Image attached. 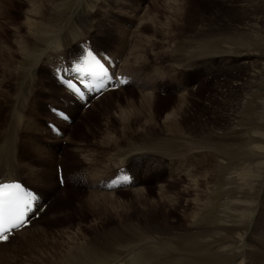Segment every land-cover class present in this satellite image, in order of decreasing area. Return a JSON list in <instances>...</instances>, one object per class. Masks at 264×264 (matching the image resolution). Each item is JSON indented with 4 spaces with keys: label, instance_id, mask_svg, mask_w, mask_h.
Wrapping results in <instances>:
<instances>
[{
    "label": "bare ground",
    "instance_id": "6f19581e",
    "mask_svg": "<svg viewBox=\"0 0 264 264\" xmlns=\"http://www.w3.org/2000/svg\"><path fill=\"white\" fill-rule=\"evenodd\" d=\"M8 1L10 2V0H0V16L2 13H4L3 12V10L5 9L4 4H7ZM118 1L119 0H117V2ZM141 1L144 3V0H130L132 4L137 3V2L139 3ZM231 1L234 2L236 0H227L226 3L231 2ZM53 2L54 0H29L28 4H29L30 9L25 13V20L19 25L20 28H22V33H25V32L26 33L23 37H21L22 36L21 33L18 32L19 39L16 41V43H14V45L19 43L21 46H23V50L19 51L21 52L19 60L21 61L27 58L33 63L32 67L34 69L35 68L37 69L38 71L37 72L38 76H36L37 82H33V84H36L37 89L30 91V86L26 84L24 80L25 78L23 79L22 77L18 76V74L17 75L15 74L16 69L11 70V72L8 71L10 72L8 76V83L10 82V87L9 88L6 87V91H5L6 96L8 93V89L10 90L12 85L24 86L26 90L24 92V96L16 100V103H15L13 122L15 123L16 126L19 127V129H14L11 127L10 124H7L5 126V129L2 133V137L0 139V151H3V149L6 148L7 146L6 141H8V143L11 142V146H8V147L13 149L11 154L8 156L7 160H4L0 156V159H1L0 182L20 181L26 184L29 188H32L35 191H37V193L40 196L39 203L37 205V211H36L37 213H39L43 209L44 206H47V193L45 192L44 188H40L36 182L37 180H40L42 183H47L48 181H50V177H53L51 176L52 172L53 170H55V168L50 169V166H52L56 160L55 161L47 160V161L42 162L41 167L44 165H46V167L45 169L39 172L37 170H34L33 169L34 167L33 168L30 167L33 170L32 171L31 169L28 168L29 166L26 167L25 164L22 165L17 160L19 157V154H21L23 150V148L19 147V144L21 143L20 141H17V138H18L17 135H18V131L21 132L23 130L21 127V122L23 120L24 121L32 120L33 126L36 125V127L39 130H44L49 135L52 134L49 128L47 127L45 128L46 126L45 124L40 123L41 119L43 120L47 118L49 119L48 115L50 111H47L48 109L45 110L46 108L44 107L45 108L44 109L42 107L38 114L34 113L35 102L40 97L48 101L49 108L59 107L63 109L66 113H68L71 119L79 117V115L82 113L81 110L83 109L82 107L84 105H82V103H80L76 98H74L72 95H70L69 93L65 91L63 92L60 91V93L57 94V92H59L57 88L60 89L61 87L62 89L63 84L56 80L55 69L57 67H61L60 64H64L65 62L68 61L70 57L78 53L79 43L88 41L91 45L95 47L94 49L96 51H102L106 53L104 50H111V53H106V54L109 55L111 59L116 62V66L113 69L114 73L118 75L121 74L122 76H125L126 79L128 80V84L126 86L116 91H120V90L124 91L126 87H128L129 85L130 86L133 85V89L139 94V99L141 100L140 103L142 105L141 106L142 108L140 107V109L141 111L143 110L142 113L143 112L144 113L143 114L139 113L141 114L139 115L137 111H133L131 115L127 116L122 122L123 128L124 130H126V132H123V134H121L120 136H114L113 138H109L108 142L103 143L102 148H100L101 150L95 152V154L87 155V154H84L83 153L84 151H82L81 149H76L77 153L83 154L84 158L86 159V163L87 162L92 163L91 165L87 166V169L91 170L97 175L100 173V176L104 174L106 175L107 172L114 170L115 173L112 175V178L115 176V174L117 173V170L120 168H122L128 173V171L131 169L125 166L124 161H126L127 159H129V157L133 155L130 154L131 155L130 156L128 154L129 157L125 156V158L128 157L125 160L123 153H126L130 150L129 141L130 139H133L131 146L135 145L136 147V145L138 146V144L140 145L144 144L148 146L147 148L151 149L150 153L153 152V154L157 156L165 155L166 159H170L173 161L175 159L179 161L186 160L184 162H188L190 166L188 168H183L182 170L179 168L178 169V174H180L179 178L177 177L174 180L176 181V179H178L177 181L181 183L182 179H187L190 182L185 184V188L176 192L174 196L177 202L179 199L182 198V196L185 193L192 195L193 199H192L191 204L185 205L184 209L185 210L190 209L189 210L190 213L186 214L185 215L186 217L184 219L177 218L175 222H172L169 225H167L163 231L165 235L161 234L163 235L162 237L160 235H159L160 237L158 236L159 238H155L154 235H152L153 237H150L151 235L150 236L148 235L150 238H148V236H146V238L144 237L145 241L143 245L141 244L142 245L141 247L138 246L139 248H136L132 252L127 250L129 248V245H128V248L125 247L127 245H122L126 243V241L120 244L118 243L119 239L117 240L116 238L117 236L113 232V231H116L115 229L107 232L105 236L92 237L93 239H89V243L87 242L88 240H85V242L88 243L86 246H83L84 243L83 245H81L82 242L77 243L76 237L72 239V237L69 238L66 235L67 237L65 239L67 240L63 239L62 241H59V240L56 241L54 239L55 242H51L52 240L51 241L49 240L50 243L49 241H47L42 244V246L50 248L49 256L46 258L44 257L47 264H115L116 262H118V264H144V263L145 264H264V95L261 94L263 97H259V89L261 87L260 85L262 84L261 79L264 76V54H261L262 52L260 50V46L262 45V41H264V38H261V39L257 38L259 39V41L257 40L256 43H254L255 40H253L254 41L252 42L253 50L251 49V47H249L251 49V52H250V50H246V49H247V46L249 45L251 46L252 43L250 44L249 41L247 42L246 37L242 39L241 37L242 33H240L242 31H240V28L238 26H236L234 27L235 31L233 30L234 32L233 35L224 36V34H221L219 35L220 36L219 40H217V38L216 39L214 38V40H217L219 42L222 41L220 43H223L224 44V45L222 44L223 46H227V47L228 45L233 46L232 50H230L231 48H227L229 49L227 50L225 47H223L219 43L221 46L214 45V48L216 46L217 52L218 51L219 52L218 53L212 52L215 54L210 56V54H208L209 53L208 50H211L212 48L211 43L214 41L212 39L214 36L212 37L210 33V36L212 38L210 37L204 38L203 36L209 32L202 31V34L199 36V38H201L202 36L204 39L203 38L199 39L198 35L197 36L195 35L196 38L199 39V41H197L196 43L194 42L195 39H193L195 38V36L194 37L191 36L192 40H194L192 41L190 39L193 42V44H188L186 46L187 49L189 48V49H194V50L183 51V52L181 51L182 53L180 52V56L176 53L175 48L174 50H171V52H169L168 54L163 53V52L157 54V59H159V55H162L163 57L167 58L166 61L171 64H175V63L182 64L184 62V64L191 63L195 65V64H198L197 60L199 59L202 60V59L208 58L209 56L210 58L213 56H214L213 58L222 56L224 59L231 57L233 60H235L233 62L243 61L244 65L240 66L239 68L243 69L247 73L246 79L241 81L236 87L231 85L232 86L231 91L233 90L232 92H228L226 95L222 94L224 95V97H227V99L229 98L230 95L231 96L233 95L231 100L236 105L237 109L235 110L237 112L235 111L232 114L230 112H227L228 109L226 110L225 116L227 119L221 129L229 130L227 127V124L228 123L232 124L231 121H233L234 119L236 121L238 120L237 116L239 113L238 111L240 110L239 109L240 106L247 108V109L245 108L246 110L249 111V112L247 111L246 113L247 115H249L250 112L251 113L254 112V114L256 113L258 116L256 115L257 118H255V121L252 120L253 122H251L252 127L250 130L234 128L233 131L230 132V130H232L230 129L229 132H227L225 140H222V139L220 141L216 140L218 142V145L220 146L219 148L220 150L217 149L219 151V154H214L211 149L212 147L215 146L214 144L215 134L211 130V128L207 132L206 130L205 132H201L197 130V126H194L195 129H186L185 125L183 124L182 117L180 116V114H178V111L182 107L181 104H179V102L182 103L183 100L185 99L183 95H182L183 97L181 96L178 98L177 100L178 105L177 107L174 108L175 111L172 110L168 115L166 114L167 116L165 115L166 117L164 119L163 124L159 125L157 122L156 113L153 111V104H155L157 100L155 99L156 96L154 92L148 91L150 93H147V91H145L144 93L143 90L139 89L141 88L139 87L141 81H139L138 79L134 77V73L142 72V74L144 75V78L145 77L147 78V74L143 72V70H145L144 67H146V64L148 62L147 60L148 58L146 57L147 54L145 53L143 54L144 47H147V46L145 43L143 46L140 44V42L144 41L143 37H146L144 35L142 37V32L144 34H146V32L148 33L147 29L144 30V28L146 27L145 24H148L149 22V21L148 22L144 21L145 16L140 18V16H137V13L133 14L134 16H136V18L139 17L138 22H137L138 28L136 27L137 30L135 31L136 33H134V37L127 35V37L130 40H132V38L134 40L132 44L129 43L130 44L129 48L127 47V45L129 44L126 45V43L129 40L125 41L124 40L125 38H124L123 40H120L121 41L120 44H117L118 49L116 48L114 49L113 47L108 46V44L114 43L113 40L104 39L103 41H108L106 43L104 42L101 43L99 40H96L98 36L102 38L103 36L93 32L92 29L96 25L93 26L91 19L88 17H86V19L91 21L92 24H90L89 22H86L84 20V16L86 13H89L91 11H98L99 13H101L99 15L101 16L103 15V17L105 15L106 18H109L108 13H106L107 12L106 7L108 8L109 6H112V4L115 5V2H116L115 0H59V2L58 1L55 3ZM255 2H256V5L260 6V8L261 6H264V0H251V3L254 4ZM150 3L152 4L154 8L155 1L150 2ZM253 7L254 6H252V8ZM255 7H258V6H255ZM109 9L112 10L113 7L108 8V10ZM131 9L133 10V8ZM183 9L185 10V7H183V5L182 7H179V10H183ZM249 10L250 12L253 11L251 8ZM125 11L127 12V10H124V12ZM70 12H73L77 15L78 17L77 21L75 22L72 21L70 14H69ZM232 12H233L232 17L228 18L230 21L234 19L233 20L234 23L239 24V25L243 24L247 26L246 29L247 28L252 29L253 31V30H256V27H257L256 32L257 33L262 32L260 31L262 29H260L259 27L261 25L264 26V16L255 17L252 15L253 12L252 14L251 13L249 14L248 7L245 5H241V6L238 5L236 7H233ZM95 13L93 15L95 16L98 15ZM151 20L153 19H150V21ZM117 24L118 23L115 24L112 20H109L107 26L108 27L114 26L116 27L115 30L116 29L118 30L119 28L117 27L118 26ZM227 24L230 25L229 23ZM152 32H153V35L157 33L155 30H152ZM227 32L228 31H226L225 33ZM121 35L119 34V37ZM211 39L213 40L212 42H211ZM97 41L100 42L101 44L97 43ZM150 45L151 46L154 45V42H152V44ZM21 46L17 48H19L20 50ZM160 46H162L161 43L157 45V49H159ZM243 47H244V52H243ZM2 49H5V48H2ZM157 49L155 51H157ZM124 51H127V55H125L126 53L124 54ZM198 52H202L203 55L202 54L200 55V53ZM184 53L186 55H189L188 57L189 59L184 60ZM0 55L2 56L1 50H0ZM250 60H252L253 62ZM2 61L3 59L0 60V63ZM16 61H17V58H16ZM162 61L163 60H161V62ZM178 66L180 65L177 64V67ZM185 66L186 65H184V67ZM160 67H162V65ZM171 67H173V65ZM187 67L185 69H187ZM157 71L159 72V70ZM142 74H140V76H142ZM51 79L53 82L50 85L49 82H51L50 81ZM44 80L45 82H47L48 84L47 86L44 85ZM150 80L152 79L149 77L148 81ZM179 80L180 79L178 78L174 79V81L173 82L171 81L170 85L166 86L162 91L172 90L171 84H174L176 88L186 90L184 89L183 86L188 85L189 80H185L184 82H179ZM156 83L157 81H154L153 85H155ZM199 83L202 86L206 85L207 84L206 78L199 80ZM43 85L48 88L47 89L48 92L45 95H43V92L41 91ZM242 88L248 89V92L242 93L243 92ZM253 88L255 91L258 92V94L252 90ZM240 89H241V93L240 95H237ZM43 90L45 89L43 88ZM250 90H252V92L255 93L253 97H252L253 93L249 92ZM260 90H263V88H261ZM116 91L109 92V93L102 95L99 98V100H97V102H95V100H92V101L90 100L88 102L90 103V106L95 102L93 104L94 106L96 103L101 102V98L106 99L107 97H111L114 93L116 94ZM190 94H191V91L189 95ZM6 96L4 97V99H6ZM131 102H132L131 100L127 102L128 107L131 105ZM119 110L120 112H125L126 109L119 108ZM5 113H7V108H6ZM0 117H1V112H0ZM142 118H145L144 119L145 121L141 123L140 127H135L140 124L136 122L138 121L137 119H142ZM131 119L133 120L131 121ZM57 122L62 125L61 136L53 137L51 135V137L55 139V141L57 142L62 143L63 141H65L68 143V140H69V143H70L71 142L70 137H68L66 140L65 138L67 135H69L67 133L71 131L72 125H68L66 122H62L59 120ZM249 123H250V120H249ZM237 124L239 123L237 122ZM238 126L240 127V125ZM201 128L203 130V125ZM138 131H142V133L139 134L140 132L138 133ZM145 132H147L146 134H149V135L137 136V135H142ZM29 133L31 134L32 132H29ZM233 134H239L240 137L236 138L232 136ZM70 136H72V134ZM227 141L231 142V144L230 143L228 144ZM233 141H235V143H233L234 144L233 146H240V147L239 148L233 147L232 146ZM28 144L29 143H27L26 145L25 153L26 154L28 153V155H30V150H29L30 148L28 147ZM122 145L124 146L123 149H122ZM31 146H34V145H31ZM99 146L101 147V144ZM126 147H129V148H126ZM205 148H207V151ZM229 148L232 150V153L230 154H228ZM31 150H34V149L31 148ZM34 151L36 152V150ZM144 154L145 152L143 153V155ZM202 159L204 160L205 168L207 170L206 172L204 171L205 172L204 174H202L201 172H198L197 168L194 167L196 165V162L199 163L200 162L199 160H202ZM139 160L140 158L134 159L133 160L134 165L136 164V162H140ZM192 161H194L193 164H191ZM127 163H130V161H127ZM176 165L179 166L180 164H176ZM54 172H56L57 174V168H56V171ZM136 175H132V176L134 177ZM108 176L109 174L107 175V178H104L103 180L99 179L98 181L94 182V184L99 183L97 187L95 186V190L99 191V195L102 198L103 197L106 198V197L101 196V195L110 196V194H113L115 192L117 193V191L120 192L124 190H129L132 188V185L137 181L136 178H134L133 184H131L130 188H126L124 190L122 189L116 190V191L108 190V189L107 191L97 190V189L105 188L104 183L109 181ZM92 177L97 179L98 176L93 174ZM169 186H171V184ZM172 187L174 186H171L170 188ZM170 188H168L166 191L172 193L173 190H176L174 188L172 191H170L169 190ZM52 192L54 193V191ZM108 192H111V193L109 194ZM167 192L165 193L166 195L164 194L165 196H163V199L165 202H166L165 199H168L169 197L167 196L168 195ZM97 196L95 197L96 199H97ZM161 197L162 196H160L159 200H161ZM165 202H162V203H165ZM148 228H149L148 231L154 230L157 232L158 230L159 232L161 230L162 232L163 230L162 227L161 229H158L160 228V225H157V226L150 225V227L148 226ZM121 229H122V226H121ZM121 229L119 228L120 232H121ZM124 231H126V229ZM124 231L123 233H125ZM29 233H30V229H27L25 231L24 229H22L19 233H17V235L19 234L20 238L22 239V237L26 235L29 236L28 235ZM41 233L42 235H40ZM41 233L39 234L38 232L37 239H34V237H30L29 239H27V242L24 244L20 240L19 243L21 245L17 248L19 249V252L17 249L12 250L13 248L9 250V248H11L9 246L10 244L8 245L7 243H0V264H5V263L11 264V260L16 259L17 256H20L23 252L24 253L30 252L34 250L35 248L40 247L41 245L39 244V241H41V239L40 240L38 239L40 237H43L45 234L42 231ZM113 235H115L116 237ZM122 235H120V238L122 237ZM127 236H131V235L129 234ZM132 237L136 238L137 233H136V236L134 235ZM43 238H47V237H43ZM135 238H133L134 241H135ZM139 238L143 240V235L141 233L139 234ZM147 238L149 240H147ZM155 239H157V241ZM138 241L136 242L137 245H138ZM127 242L129 243V241ZM121 246L123 250H120L119 253L118 252L115 253L116 248L120 247L121 249ZM134 246H135V243H134ZM111 252L115 253L114 254L115 256L113 258L110 256L109 257L107 256ZM107 257L112 258L111 261L106 260L108 259Z\"/></svg>",
    "mask_w": 264,
    "mask_h": 264
},
{
    "label": "rangeland",
    "instance_id": "374dc122",
    "mask_svg": "<svg viewBox=\"0 0 264 264\" xmlns=\"http://www.w3.org/2000/svg\"><path fill=\"white\" fill-rule=\"evenodd\" d=\"M57 1L59 2V0H56V1L54 0L53 3ZM115 1H116L115 5L112 4V6L108 7V8L113 7L112 10L110 9L108 10V8L106 7L107 9L106 13H108L109 18H106L105 15L104 17L103 15L102 16L99 15L101 13H99L98 11H91L85 14L84 20L86 22H89L90 24L93 23V26L96 25L92 29L93 32L103 36V38L98 36L96 40H99L101 43L108 42V41H103L104 39L113 40L114 43L108 44V46L113 47L114 49L115 48L118 49L117 44H120L121 43L120 40H123L124 38H125L124 39L125 41L129 40L126 43V45L129 43L132 44V42L134 41L133 38L132 40H130L127 37V35L134 37V33H136L135 31L138 28L137 22H138L139 17L136 18V16L133 15L134 13H137V16H140V18L145 16L144 18L145 22L149 21L148 24H145L146 27L144 28V30L145 29L148 30V33L146 32V34H144L142 32V37L143 35L146 37H143L144 41L140 42L142 46L144 45V43L147 46V47H144V51H143V54L144 53L147 54V56L146 55L145 56L148 58L146 67H144L145 70H143V72L147 74V78L146 77L144 78V75L142 74V72L137 73L136 70H135L136 73H134V77L138 79L139 81H141L140 86H139L141 88L139 89L143 90L144 93L145 91H147V93H150L148 91L154 92L156 96L155 99L157 100H156V103L153 104V111L156 113V118H157V122L159 125L163 124L165 117L172 110L175 111L174 108L177 107L178 105L177 100L179 97L183 95L185 97L184 99L185 101L183 100V102L185 103L179 102V104H181L182 107L180 108L181 111L180 110L178 111V114H180V116L182 117L183 124L185 125L186 129H195L194 126H197V130L201 132H205V130L207 132L211 128V130L215 134L214 135L215 146L212 147L211 149L214 154H219L218 150H220L219 149L220 146L218 145V142L216 140H219V141L221 139L225 140L227 132H229L230 129H232L230 130V132L233 131L234 128L236 129L241 128V129H246V130L251 129L252 127L251 122L255 121V118H257L258 115L256 113L254 114V112L253 113L250 112L249 115H247L246 113L248 110H246L247 108L243 106L239 107L240 110L238 111L239 112L238 116L236 115L238 120L236 121L234 119L233 121H231L232 124H229V123H228L229 125L227 124V127L229 130L221 129L227 119L225 116L226 110L228 109L227 112H230L233 114L236 111L235 109H237L236 105L231 100L233 95L232 96L230 95L229 98L227 99V97H224V95L222 94L226 95L228 92H232L233 91V90L231 91L232 86L236 87L241 81L246 79L247 73L243 69L239 68L240 66L244 65L243 61L233 62L235 60H233L231 57L224 59L222 56L215 57V58H213L214 56L210 58V56L219 52V51L217 52V49H216L217 45L221 46L223 44V43H220L222 41L220 42L217 41L219 40V37H220L219 35L221 34H224V36L233 35L234 34L233 30H234V27L236 26L240 28V31H242L240 32L242 33L241 34L242 39L246 37V41L247 42L249 41L250 44L254 42L253 40H255L254 43H256L257 40L259 41V39L257 38H260V39L264 38V29H263L264 26L261 25L259 27L260 29H262L260 31H262L263 33L262 32L257 33L256 32L257 27H256V30L252 31V29H248V28L246 29L247 26L243 24L239 25V24L234 23L233 21L234 19L231 21L228 19L232 17L233 7H236L238 5L247 6L249 14L250 13L252 14L253 12L252 15L255 17H263L264 16V6H261L260 8L259 5H256V2L254 4L251 3V0H236L234 2L231 1L228 3H226L227 0H174V1L173 0L172 1L171 0H144V3L141 1L139 3L137 2L134 4H132L130 0H119L118 2L117 0ZM153 1H155L154 6L157 8L155 7L153 8L152 4L150 3ZM28 3H29V0H10V2L8 1L7 4H4V8H5L3 10L4 13H2L0 16V28H1L0 29V46H1L0 50L2 51V56L0 55V58H1L0 60L3 59V61L0 63L1 64L0 65V112H1L0 139L2 137V133L7 124H10L11 127L14 129H19V127L16 126L15 123L13 122L15 103H16V100L24 96V92L26 90L24 86L12 85L11 89L10 90L8 89V93L6 96L5 94L6 87L8 88L10 87V82L8 83V76L11 70L16 69L15 74L16 75L18 74V76L22 77L23 79L25 78L24 80L26 84L30 86V91L37 89L36 84H33V82H37V79H36L37 78L36 76H38L37 69L36 68L34 69L32 67L33 63L29 59L25 58L23 59L24 61L19 60L20 55H21V52L19 51L23 50V46H21L19 43L14 45V43H16V41L19 39L18 32L21 33L22 35L21 37H23L26 33V32L22 33V28H20L19 25L25 20V13L30 9ZM182 5L183 7H185V10L184 9L179 10V7H182ZM252 6L254 7L252 8ZM255 6H258L260 9ZM131 8H133L134 11ZM250 8L253 11L250 12L249 10ZM124 10H127L128 13L126 11L124 12ZM255 12H257L258 14ZM94 13L98 15L95 16L93 15ZM122 13L125 15H123ZM69 14H70L72 21L74 22L77 21L78 17L75 13L70 12ZM86 17L90 18L92 23L91 21L87 20ZM148 18L153 19V20L150 21V19ZM109 20H112L115 24L118 23L117 27L119 29L115 30L116 27L114 26L108 27L107 24ZM227 23H229L230 25H228ZM108 28L109 30L110 29L111 30L109 31ZM114 30L116 31V33ZM152 30H155L157 33L155 32L156 34L153 35ZM225 30L228 32L225 33L226 32ZM202 31L209 32L203 36L204 38L206 37L212 38L213 36H214L212 38L213 40L214 38L215 39L217 38V40H214V41L211 39V42L213 41L214 43L213 42L211 43L212 48L211 50H208L209 52L208 54H210V56L208 57L209 59L208 58H205L202 60L199 59L197 60L198 64H195V65L191 63L184 64L183 62L182 64L186 65L185 67L184 65L180 63L171 64L167 62L166 61L167 58L163 57L162 55H159V59H157L158 53L163 52V53L168 54L169 52H171V50H174V48L176 50V53L179 56H180L181 51L183 52V51L194 50V49H189V48L187 49L186 46L188 44H193L192 41L194 40H192L191 36L194 37L195 35L196 36L198 35V38H199V36L202 34ZM249 31L251 34L249 33ZM210 33L212 37L210 36ZM119 34L120 35L122 34V35L119 37ZM123 34L124 35L126 34V35L124 36ZM196 36L195 38H193L195 39L194 42L196 43L197 41H199V39L203 38L201 36V38L197 39ZM100 42L97 41V43L101 44ZM152 42H154V45H152L154 47L150 45L152 44ZM159 43L162 44V46L159 47L160 50L157 49V45ZM3 45H5L6 47ZM214 45H216L215 48H214ZM252 45L253 43L251 44V46L250 45L247 46L246 50H250L251 52V49L253 50ZM20 46L21 48L19 50V48L17 47H20ZM129 46L130 44L127 45L128 48ZM230 46L231 45H228V47L227 46H223V47H225L226 49L231 48L230 50H232L233 46L231 47ZM79 47H80V43L78 44V49ZM249 47H251V49ZM2 48H5V49H2ZM145 49H147L148 51ZM156 49L157 51H155ZM260 50L262 53L260 51L259 52L261 54H264V41H262ZM104 51L106 53H111V50H104ZM212 52H215V53H212ZM243 52H244V47H243ZM198 53H200V55L201 54L203 55L202 52H198ZM124 54L127 55V51H124ZM188 57L189 55H186L184 53V60L189 59ZM16 58H17V61H16ZM161 60L163 61L161 62ZM177 64L180 66L182 65V66L181 67L178 66L180 67L178 68ZM161 65L162 67H160ZM172 65L173 67H171ZM191 66H193L194 68ZM186 67L187 69H185ZM157 70H159L160 73ZM140 74H142V76H140ZM149 77L153 81L152 80L148 81ZM177 78L180 79L179 82H184L185 80H189L188 85L183 86L184 89L186 90L176 88L174 84H171L172 90L162 91L166 86L170 85L171 81L173 82L174 79H177ZM203 78H206L207 84L202 86L200 85L199 80ZM50 81L51 82H49V84L51 85L53 81L52 79ZM154 81H157L158 84L156 83L155 85H153ZM261 82L262 84L260 85L261 86L260 89L263 88V90L259 89V97H263L262 95H264V76L262 77ZM44 85L45 86L48 85L47 82H45V80H44ZM44 85L41 90L43 92V95H45L48 92L47 91L48 88L45 87ZM43 88L46 91L43 90ZM57 89L59 91L57 92V94H59L60 91L63 92L61 87L60 89L59 88ZM242 89H243L242 93L248 92V89L246 88H242ZM252 90L258 94V92L254 90V88ZM252 90H250L249 92H252ZM171 91L173 92V94ZM190 91H191V94L189 95ZM9 92L12 94H10ZM254 92H252L253 93L252 97L255 94ZM240 93H241V89L238 91L237 95H240ZM114 94L111 97H107L106 99L101 98V102L96 103L93 106V104L97 102V100L99 99L95 100V102L91 106L89 105V107L81 110L82 113L79 115V117L74 118V119L72 118L71 121L67 123L68 125H72L71 127L72 129L69 133H67L69 135L66 136L65 140L68 137H70V140L72 142V143L70 142L71 144L69 143V140H68L69 144L65 141H63L62 143L55 141V139H53L51 135L53 137L54 136L60 137L61 134L56 135L55 133L53 134L52 132V134L49 135L44 130H39L36 127V125L33 126L32 120L31 121L23 120L21 122V127L24 131L23 130L21 132L18 131L17 141H20L21 144H19V147L23 148V150H22V153L19 154V157L17 159L18 162L21 163L22 165L25 164L26 167L29 166L28 167L29 169H31L30 167L32 168L34 167L33 169L39 172L45 169L46 167V165L41 167L42 162L47 161V160H54V161L56 160L55 163L52 166H50V169L55 168V170H53L54 172L56 171L57 166H60L62 175L64 178V183H63V186L59 184L56 172L54 173L52 172L51 176L53 177H50L51 182L48 181L47 183H42L40 180H37L36 183L39 185V187L44 188L45 192L47 193V208H45V211L40 215V217L37 220L33 221V223H31V225L28 228L27 227L24 228V231L27 229H30V233L28 234L29 236L26 235L22 237L21 239L20 235L16 234L14 237L9 239L7 244L8 245L10 244L9 246L11 248H9V250L12 248H13L12 250L17 249L21 245L19 243L20 240L24 244L27 242V239H29L30 237H34V239H37L38 232L40 234L41 231L45 233V234L43 233L44 234L43 237H47V238L40 237L38 239V240L41 239V241H39V244L41 245L40 247L35 248L34 250L30 252H25V253L23 252L20 256H17L16 259L14 260L12 259L11 264H47L44 257L46 258L49 256L50 248L42 246L43 243L49 240L50 241L52 240L51 242H55V240L62 241L68 236L69 238L72 237V239L76 237L77 243L82 242V244L81 243L80 244L83 245L84 243L83 246H86L89 243V239H93L92 237L105 236L107 232H109L110 230H114V229L117 231V232L113 231L117 237L115 235L113 236H115L117 240L119 239L118 243L120 244L126 241V243L122 245H127L125 246L127 248L129 245V248L127 250L132 252L136 248H139L138 246L141 247L143 245L145 241L144 239L146 238V236L151 235L150 237H153L152 235H154L155 238H159L160 236L162 237L163 235H165L163 231L167 225H169L172 222H175L177 218L184 219L186 217L185 215L190 213L189 211L190 209L185 210L184 208H185V205L191 204L192 199H193L192 195L185 193L182 196V198L178 200V202L176 201V198L174 196L176 192L185 188V184L190 182L187 179H182L181 183L177 181L178 179H176V181L174 180L177 177L179 178L180 174H178V169L180 168L182 170L183 168H188L190 164L188 162H184L186 160L179 161L175 159L173 161L170 159H166L165 155L157 156L153 154V152L150 153L151 149L147 148L148 146L144 144H141V145L138 144V146L136 145L137 148L135 147V145L131 146L133 139H130L129 141L130 150L126 153H123L125 160L129 157L130 154L134 156L133 157L130 155L132 158L129 157L130 160L127 159L126 161H124L125 166L131 169L128 171V173L131 175L137 174L136 176H134V178H136L137 181L132 185V188L129 190L122 189L124 191H120V192L117 191V193L115 192L113 194H110L111 192H108L110 196L101 195V196H105L106 198L100 197L99 191L95 190V186L97 187L99 184V183L94 184L95 181H98L99 179L103 180L104 178H107L108 174H109L108 180H110L112 178V175L115 172L114 170H111L110 172H107L106 175L105 174L102 175L103 177L100 176V173L97 175L96 173L87 169V166L91 165L92 163L91 162L86 163V159L84 158L83 154L77 153L76 149H81L82 151H84L83 153L87 155L95 154V152L101 150L100 148H102L103 143L108 142L109 138H113L114 136H120L121 134H123V132H126V130H124L123 128L122 122L127 116L131 115L133 111H137L138 114L144 113V112L142 113L143 110L141 111L140 109L142 105L140 103L141 100L139 99V94L133 89V85L131 86L129 85L128 87L125 88L124 91L123 90L116 91V94L115 95ZM5 96H6V99H4ZM129 100H131L132 102H131V105L128 107L127 102ZM42 107L43 108L45 107L46 109L45 108L44 109L45 110L48 109L47 111H50V112L48 115L49 119L48 118L44 120L41 119L40 123L45 124L46 125L45 128L46 127L48 128V125H47L48 123H52L56 125L59 128V130H61L62 125L57 122L58 120L56 118L53 117L55 115L49 108L48 101L40 97L35 102L34 113L38 114ZM6 108H7V113H5ZM56 108L61 109L59 107H56ZM119 108L126 109V110L125 112H120ZM243 110L244 111L246 110V111L244 112ZM251 114L252 115L254 114V115L252 116ZM239 117L241 120L239 119ZM144 119L145 118L137 119L138 121L136 122L140 124L135 127H140L141 123L145 121ZM132 120L133 119H131V121ZM249 120H250V123H249ZM237 122L239 124H237ZM202 125H203V130L201 128ZM238 125H240V127ZM29 129L30 130L32 129V130L30 131ZM29 132H32V133L30 134ZM138 133L141 134L142 131H138ZM146 133L147 132H145L142 135H137V136L149 135ZM71 134L72 136H70ZM232 136L236 138L240 137L239 134H233ZM6 142H7L6 148L4 147L5 149H3V151H0V156L4 160L8 159V156L11 154L13 150L10 147H8V146H11V142L9 143L8 141ZM26 142L29 143L28 147L30 148L29 149L30 155H28V153L27 154L25 153V149L27 145ZM227 143L231 144V142L229 141H227ZM233 143H235V141L232 142V146L234 145ZM100 144H101V147L99 146ZM31 145H34V146H31ZM129 147H126V148H129ZM233 147L239 148L240 146H233ZM31 148L36 150V152L34 150H31ZM123 148L124 146L122 145V149ZM205 149L207 151V148ZM144 152L145 154L143 155ZM230 153H232V150L229 148L228 154ZM125 156H128V157L125 158ZM136 158H140L139 161L141 163L136 162V164L134 165L133 160ZM127 161H130V163H127ZM199 161H198L199 163L196 162V165L194 167L197 168L198 172H201L202 174H204L207 171L205 168L204 160L202 159ZM0 162H1V159H0ZM193 162L194 161H192L191 164H193ZM176 164H180V165L178 166ZM92 173L98 176L97 179L92 177L93 175ZM169 183L171 184V186H174V187L170 188L171 186H169L170 185ZM168 188H170L169 189L170 191H172L174 188L176 190H173L171 193V192L166 191ZM97 190L107 191L106 188L97 189ZM52 191H54V193ZM93 191L94 192L96 191V192L94 193ZM166 192L168 194L167 196L169 197L168 199H165L166 200L165 202L163 199V196L166 195L165 194ZM96 196H97V199L95 198ZM160 196H162L161 200H159ZM162 202H165L166 204ZM150 225L151 226L160 225V228L158 229H161L162 227L163 230L162 232L161 230L159 232L157 230L158 233L154 230L148 231L149 229L148 226L150 227ZM121 226H122V229H121ZM119 228L121 229V232ZM125 229L126 231H124ZM123 231L125 233H123ZM127 232L128 233L130 232L129 234L131 236H127L129 235ZM136 233H137V237L136 238L132 237L134 235L136 236ZM140 233L143 235V240L139 238ZM40 235H42V233ZM120 235H122L121 238H120ZM149 236L148 238H150ZM129 237H131L132 239ZM133 238H135V241L133 240ZM148 238L147 240H149ZM85 240H88L87 241L88 243L85 242ZM136 240L137 241L141 240L140 242L138 241V245L136 243L137 242ZM155 240L157 241V239ZM127 241H129V243ZM134 243H135V246H134ZM17 250L19 252V249ZM120 250H123L122 246H121V249L120 247L119 248L117 247L115 253L117 252L119 253ZM115 253L111 252L109 253L110 255L108 254L107 256L108 257L110 256L113 258L115 256L114 255ZM112 258H108L106 260L111 261ZM116 263L118 264V262Z\"/></svg>",
    "mask_w": 264,
    "mask_h": 264
},
{
    "label": "snow or ice",
    "instance_id": "6c2138e0",
    "mask_svg": "<svg viewBox=\"0 0 264 264\" xmlns=\"http://www.w3.org/2000/svg\"><path fill=\"white\" fill-rule=\"evenodd\" d=\"M77 60V65L70 70L76 72L80 79H96L101 88L104 80L112 79L104 64H101L93 52L89 51L85 55L84 50L81 49ZM119 82L121 84L127 83L124 79H120ZM68 87L82 97V94L71 84L70 80L68 81ZM93 87L95 86L93 85ZM115 186V181L107 185L108 188ZM36 199L37 197L21 183L0 182V242H7L11 229L25 225L27 213Z\"/></svg>",
    "mask_w": 264,
    "mask_h": 264
}]
</instances>
